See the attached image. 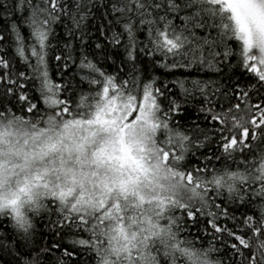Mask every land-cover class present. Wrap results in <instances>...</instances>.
<instances>
[{
  "label": "snow or ice",
  "instance_id": "6c2138e0",
  "mask_svg": "<svg viewBox=\"0 0 264 264\" xmlns=\"http://www.w3.org/2000/svg\"><path fill=\"white\" fill-rule=\"evenodd\" d=\"M0 264H264V0H0Z\"/></svg>",
  "mask_w": 264,
  "mask_h": 264
},
{
  "label": "trees",
  "instance_id": "16d2710c",
  "mask_svg": "<svg viewBox=\"0 0 264 264\" xmlns=\"http://www.w3.org/2000/svg\"><path fill=\"white\" fill-rule=\"evenodd\" d=\"M50 71L52 73L53 79L55 80L56 79V76H55V67H54V64H53V67L50 69ZM177 75H179V73H177Z\"/></svg>",
  "mask_w": 264,
  "mask_h": 264
}]
</instances>
